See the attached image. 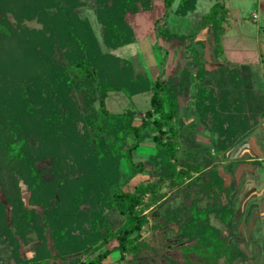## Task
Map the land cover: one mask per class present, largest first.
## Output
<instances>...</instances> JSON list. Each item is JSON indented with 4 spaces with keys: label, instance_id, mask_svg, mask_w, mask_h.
I'll return each mask as SVG.
<instances>
[{
    "label": "trees",
    "instance_id": "trees-1",
    "mask_svg": "<svg viewBox=\"0 0 264 264\" xmlns=\"http://www.w3.org/2000/svg\"><path fill=\"white\" fill-rule=\"evenodd\" d=\"M177 1L164 0L166 12ZM199 1L179 0L173 13L187 17ZM215 1L197 30L212 26L219 54L226 10L224 0ZM89 6L102 26L106 51L78 12ZM153 8V0H0V240L7 241L14 264H60L73 257L70 264H130L128 257L154 250L142 237L150 225L145 210L161 203L163 187L178 191L191 172L206 169L178 168L179 140H184L179 137L180 103L193 87L194 114L217 134L218 153L257 125L261 101L247 66L208 69L197 55L177 79L158 77L152 83L114 53L135 42L129 16ZM163 20L156 21L158 37ZM31 22L41 27L26 25ZM167 36L177 39L168 30ZM77 92L85 98L83 107ZM114 92L131 98L150 94L141 124H136L134 111L106 109ZM148 139L155 154L135 162ZM46 160L50 166L41 169ZM123 161L129 174L122 170ZM144 174L148 179L129 190L133 179ZM204 177L195 193H207L216 204L201 207L188 193L179 206L157 217L152 229L176 226L179 235L194 242L181 264H233L246 255L229 241L231 204L219 201V172L210 169ZM21 183L28 189V202ZM212 215L229 234L212 224ZM32 242H37L34 256L23 259L22 247ZM113 254L119 259L111 263ZM0 264H7L1 254Z\"/></svg>",
    "mask_w": 264,
    "mask_h": 264
},
{
    "label": "rangeland",
    "instance_id": "rangeland-1",
    "mask_svg": "<svg viewBox=\"0 0 264 264\" xmlns=\"http://www.w3.org/2000/svg\"><path fill=\"white\" fill-rule=\"evenodd\" d=\"M156 4L158 0H154ZM241 7L244 9H248L250 6L249 2H239ZM179 0L173 5L172 10L166 12L165 7H161L154 9L153 11H142L139 14L129 16V21L132 23L136 30V40L133 44L121 47L114 51V53L122 58L130 61L136 71L139 74H147L152 80L158 78L160 76V71H162L166 64L171 63V57L169 55V50L177 49L179 50L183 48V50L187 49L186 53L188 55L189 61L185 62L182 60L183 64H193L194 58L197 55H200V46L195 43V33L197 31V24L204 15V13L208 12V1H201L197 10L194 13L189 14L187 17H179L176 16L173 11L178 7ZM80 16L82 18L88 19L89 23L97 37L101 47L104 51L106 48L103 44L102 38V26L99 23L97 15L95 13V9L93 6L84 7L78 10ZM244 20L250 24V31L255 32L253 29V23L250 19L249 10L243 14ZM11 18V17H10ZM164 19L160 23V29L162 36L158 37L156 32V21L160 19ZM12 21H15L12 18ZM27 26L30 28H40L41 26L36 22L27 23ZM162 27V28H161ZM167 30L176 35L177 39L170 40L167 36ZM186 38V40H181L182 38ZM154 41H156L154 43ZM150 66L152 67H149ZM173 64H180L179 59L177 58ZM225 66V65H224ZM223 66V67H224ZM250 70L253 82V92L257 98L260 99L261 108H257V111L260 112L257 117V125L247 134L248 137L252 131L264 121V84L257 76L252 73V70L249 66H247ZM222 67L212 68L219 69ZM160 69V70H159ZM174 77V76H173ZM194 87L192 89V95L188 97L187 101H181V115L183 120H181V132L180 136L184 140H179L180 143V159L178 161V168H182L185 170H191L194 167H202L206 168L205 171L201 174L199 173H190V177L185 179L183 187L177 191V189H170L168 187H163L161 190V194L165 197L158 205H153L149 209L145 210V213L148 214L150 225L145 228L143 231L142 237L145 242L150 244L154 248V250H145L143 253L136 257H128V261L130 264H181L184 261V256L190 252V249L194 242L188 241L186 238L182 237L177 233L178 228L173 226L168 230H158L152 229V226L157 217H161L164 215L165 210L168 207H176L179 206L185 199V196L190 193L191 197L198 201L199 206L201 207H209L213 206L215 200L210 198L207 193H195L199 184L203 183V179L205 178V174L208 173V170H217L223 180L222 187L223 190H218V198L219 201L225 205L226 201H229V197L235 191V187L232 184L226 188V181H228L227 172L231 171L233 174V169L235 168L238 162H242L240 160L231 161L229 160L228 154L237 147V145L242 142L245 138H243L239 143L233 146L226 152L218 153L214 147V141L217 139V134L207 130L204 126L200 125L196 115L193 111V94ZM244 92L249 91L248 88H244ZM252 93V92H250ZM110 97L106 100V109L112 113H124L126 111H134L136 114V124H141L142 119L145 117L146 112L150 109V94L144 93L137 98L128 97L124 93H111ZM138 104L136 105L135 102ZM76 101L83 107L85 98L82 94L76 93ZM97 106V105H96ZM99 108V107H97ZM187 108V109H186ZM154 143L151 139L145 141V143L138 149L135 162L146 161L149 157L155 154ZM231 162L229 165L226 163ZM256 163H260V165L264 168V159L256 160ZM50 166V162L48 160L41 162L39 167L41 169L47 168ZM122 170L125 173L129 174V168L125 161L122 162ZM224 177H223V175ZM226 178V181H225ZM148 179V175H138L136 176L128 189L132 190L136 185L145 182ZM229 182V181H228ZM22 194L25 202H28L29 192L27 187L21 183ZM198 192V191H197ZM0 198L3 199V194L0 189ZM211 222L215 227H219L220 229L226 230V234H229L226 226L220 221V219L216 215L211 216ZM183 225L184 222L182 221ZM233 238L229 240L233 245L239 246L236 242L237 231L233 226L232 229ZM244 233V231H243ZM37 242H32L29 246L23 247L22 255L24 257L30 256L32 250H34V246ZM55 253V252H54ZM0 254L2 255L5 263L14 264V261L11 259V249L7 244V241L4 239L0 240ZM184 254V255H182ZM190 258H192V254H189ZM119 259V256H111L109 258V262L114 263ZM257 259L259 261L251 262L249 258H240L236 260L233 264H264V259L262 255L258 256ZM75 260V257L68 258L63 262H59L60 264H70ZM85 260V259H84ZM222 264H228L224 260L221 262Z\"/></svg>",
    "mask_w": 264,
    "mask_h": 264
},
{
    "label": "crops",
    "instance_id": "crops-1",
    "mask_svg": "<svg viewBox=\"0 0 264 264\" xmlns=\"http://www.w3.org/2000/svg\"><path fill=\"white\" fill-rule=\"evenodd\" d=\"M201 1L203 0H200L199 3ZM207 1L208 12L204 13L197 24L198 26L216 3L215 0ZM243 1L249 2L250 7L248 9L241 7L239 2ZM223 4L226 16L222 25L221 53L217 54L211 25L202 27L195 33L194 40L200 46L202 62L206 64L208 69L223 67L226 64H230L231 68L249 66L252 73L260 78L264 84V0H224ZM161 7H164V0H158L157 4L154 2L153 10ZM248 10L255 32L250 31V24L243 18V14ZM132 27L136 40V30L133 25ZM186 50H183V48L179 52L174 48L169 50L171 63L166 64V67L160 71L159 77L165 80L170 78L177 79L185 68L191 67L192 64H187L189 59L188 55L185 54ZM177 58L180 64H173ZM182 60L187 63L183 64ZM149 67L152 66L149 64ZM143 75L147 76L152 83L157 80V78L152 80L147 74ZM137 96L140 95H136L134 98H137ZM135 104L138 105L136 102ZM227 158L231 161L240 160L242 162L234 165L233 174L230 172L231 168L227 172L226 176L229 182L225 178V187L228 188L229 185L233 184L235 191L225 204H231L233 226L237 231L236 242L239 244V248L251 262H256L259 261L257 257L260 255L264 259V168L260 163H256V160L264 159V121L240 142L228 154ZM230 163L229 161L226 165ZM23 247L21 257L23 259L32 258L35 250H32L30 256L24 257L22 255ZM116 255L118 254H113L112 256ZM9 257H11V254Z\"/></svg>",
    "mask_w": 264,
    "mask_h": 264
},
{
    "label": "built area",
    "instance_id": "built-area-1",
    "mask_svg": "<svg viewBox=\"0 0 264 264\" xmlns=\"http://www.w3.org/2000/svg\"><path fill=\"white\" fill-rule=\"evenodd\" d=\"M256 17V16H255Z\"/></svg>",
    "mask_w": 264,
    "mask_h": 264
}]
</instances>
